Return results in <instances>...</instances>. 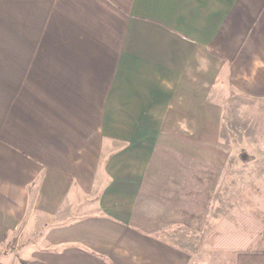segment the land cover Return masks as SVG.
Listing matches in <instances>:
<instances>
[{
    "label": "crops",
    "instance_id": "obj_1",
    "mask_svg": "<svg viewBox=\"0 0 264 264\" xmlns=\"http://www.w3.org/2000/svg\"><path fill=\"white\" fill-rule=\"evenodd\" d=\"M236 97L264 114V0H0V264H189L185 208L202 251L264 264V180L213 214Z\"/></svg>",
    "mask_w": 264,
    "mask_h": 264
},
{
    "label": "rangeland",
    "instance_id": "obj_2",
    "mask_svg": "<svg viewBox=\"0 0 264 264\" xmlns=\"http://www.w3.org/2000/svg\"><path fill=\"white\" fill-rule=\"evenodd\" d=\"M229 104V105H228ZM249 105L248 101L243 98H232L230 101L225 102V106H228V111H225L226 121H235V127L223 129V135L225 137L231 138L230 144H223V148L225 151H228L233 156V163L234 168H230V172L226 170L225 176H221L219 185L221 186V193H220V201L221 204L219 206V211L216 213L214 209V216L217 215L220 220L225 219L228 215V207L227 206V199H222L226 197L224 195L223 190H226L229 187L231 190L234 188L235 193L230 196V199L235 195L234 203L241 200L244 196V192L249 187L254 190L255 195L258 197L260 196L257 184L264 180V161L262 164L260 162L256 163L258 157L264 160V114L261 112V107L259 104L256 106L252 105L250 109L245 108ZM231 124V123H230ZM229 125V122H228ZM205 152V150H204ZM252 158V167L250 168V161L249 159ZM248 166H247V165ZM255 164V165H254ZM256 166H258L256 168ZM196 174L199 176L204 173L202 178L198 176H194V180L196 184H192L189 182L188 186V200L189 202L195 201L194 199L196 196L200 195V184L201 179L205 181V185L209 190L211 187L217 185L215 183L216 178L211 176L210 167L206 164H203L201 169H196ZM260 170H263L262 172ZM258 181V182H257ZM235 184V186L233 185ZM201 193V192H200ZM204 195H207L202 192ZM209 200H211V193L209 192ZM249 205V203H247ZM194 208H185L182 210H176L177 212H173L177 214V216L172 217L173 223L177 221L176 224L171 226L170 234H173V237L169 239L165 238L167 242L171 243L174 246L180 247L185 249L189 252L190 255V263L189 264H226V259L223 258L221 255L219 257H215L212 253H207L202 251L201 246L204 243H208V237H210V230L211 226L201 217L203 214L205 216L204 209L202 210H192ZM249 209V208H248ZM259 213H247L245 214L244 211L241 209L239 214H237L236 218V225H240L241 228H249L250 224L247 223L249 220V214L251 216ZM242 214V218L240 215ZM164 214H159L157 218L160 220ZM206 218V220H210ZM164 220L163 218L160 220ZM244 221L247 224L244 225ZM206 223V225H205ZM254 228L253 226L250 228ZM199 230L202 232L199 233ZM198 232V233H197ZM244 234H236L235 241L240 240V238ZM263 239L257 244H255L252 249H264V232L261 235ZM203 239V240H202ZM263 240V241H262ZM211 243L216 242V240H210ZM15 243V242H14ZM11 242L9 246H0L2 250H6V252L13 251L14 244ZM14 244V245H13ZM5 247V249L3 248ZM11 249V250H10ZM201 249V251H199Z\"/></svg>",
    "mask_w": 264,
    "mask_h": 264
}]
</instances>
